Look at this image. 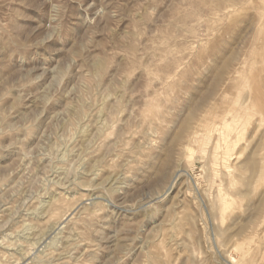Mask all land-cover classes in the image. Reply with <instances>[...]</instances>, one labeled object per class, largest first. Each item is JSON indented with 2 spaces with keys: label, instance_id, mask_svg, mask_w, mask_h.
<instances>
[{
  "label": "rangeland",
  "instance_id": "374dc122",
  "mask_svg": "<svg viewBox=\"0 0 264 264\" xmlns=\"http://www.w3.org/2000/svg\"><path fill=\"white\" fill-rule=\"evenodd\" d=\"M0 264H264V0H0Z\"/></svg>",
  "mask_w": 264,
  "mask_h": 264
}]
</instances>
